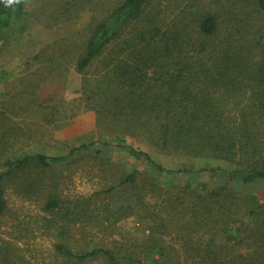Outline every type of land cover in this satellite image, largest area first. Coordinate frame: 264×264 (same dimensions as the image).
<instances>
[{"label":"trees","instance_id":"obj_1","mask_svg":"<svg viewBox=\"0 0 264 264\" xmlns=\"http://www.w3.org/2000/svg\"><path fill=\"white\" fill-rule=\"evenodd\" d=\"M90 2L54 0L39 11L75 20L70 15L90 12ZM159 2L118 0L82 32L47 44L2 93L0 225L15 176L28 197L44 198L43 226L63 264H264V0H172L163 9ZM24 3L0 0V51L32 16ZM92 68L100 85L84 76L80 95L66 99L70 69ZM58 78L60 91L45 96L43 86ZM86 111L90 122L80 117ZM78 115L88 126L80 136H52L79 128ZM93 128L115 142L89 137ZM51 147L60 152L47 154ZM113 148L147 170L115 166L107 156ZM149 149L204 166L169 168ZM78 159L96 161L109 176L100 174L89 196L62 198V170ZM129 219L147 225L144 239L106 246L102 237L80 238L76 246L68 232L76 226L91 237L99 228L111 236Z\"/></svg>","mask_w":264,"mask_h":264},{"label":"rangeland","instance_id":"obj_2","mask_svg":"<svg viewBox=\"0 0 264 264\" xmlns=\"http://www.w3.org/2000/svg\"><path fill=\"white\" fill-rule=\"evenodd\" d=\"M53 1L54 0H25L23 10L32 16L27 17L25 21L13 31L14 35L11 43L0 51V99L2 98V93L14 84V80L22 74L26 63L30 61L35 54L40 52L47 44L62 37L64 34L82 32V25L88 24L94 14L105 13V10L111 8L118 0H91L90 4H87V7L91 9L90 12L88 10L82 11L81 15L78 17H73V14L70 15L75 20H70L69 15L66 17L60 16L59 12L56 11L51 12L49 15L43 13V11H39V9H42V5H46ZM160 1L159 8L161 9H163L167 3L172 2V0ZM207 1L208 0H204V2ZM46 8L48 9V7ZM166 13L169 18L173 17L168 11ZM92 71L93 68L84 75L70 69L65 83L66 89L64 96L66 99L71 100L80 95L82 86L85 84V80H83L84 76L88 78L91 77L93 85L94 83L95 85L97 84L96 77L99 74L95 75ZM61 83L62 79L58 78L50 84L44 85L41 91L45 96L50 95V98H52L55 93L57 95V92L60 91ZM97 85L99 86L100 83L98 82ZM90 114H92L90 111H86L80 113V117L82 116V119L86 122H90V120L92 121V115ZM78 118L79 115L75 117L76 124L79 122L77 121ZM86 127H88L86 123L80 124L79 122V128L66 126L60 130L53 131L52 136L55 137L61 134L71 136L72 133H78V136H80L82 134L81 132H83L81 130ZM92 132L95 138L103 141L108 140L109 142H115L114 139L100 129L96 130L93 128L88 135L89 137H92ZM134 144L138 146V142ZM57 149V147L47 148V154H57L60 152ZM149 151L157 163L169 168H181V163L183 164L184 162L195 169L204 166V162L198 160H182L178 157L154 153L152 149H149ZM107 156L114 159L116 162L115 166H120L127 171H131L138 167L142 169L143 167V165H141V160H137L136 156L131 155L125 148H113ZM95 163L96 161L94 160L92 163V161L88 159H78L69 169H63V174L58 181V194H60L62 198H77L89 196L94 190L100 188V183L102 181L99 180L98 176L102 173L109 176V173L99 170ZM208 166H213V162L208 163ZM143 168H146L145 164ZM164 181H166L165 177H158L156 183L161 187H165ZM41 193L42 196L46 194L45 192ZM39 196L36 198L28 197V194L26 195L24 191L20 190L18 180L15 176L6 184L5 198L8 211L2 217L0 225V239L5 245V247H3L4 250L0 253V264H63L62 259L57 257L54 252L53 242L55 238L48 234V229L43 226L44 223L46 224L43 217H49V215L40 209V202H42L44 198L40 199L41 197L39 198ZM151 206H154V204ZM117 226L116 232L111 236H107L102 232L103 230L99 228L92 229V232L96 233V236L91 237H81V234L77 231L78 227L76 226L70 227L68 232L74 239H77L76 246L84 245V241L80 238H85L93 244L100 240L99 237H102V242L106 244V246H113L115 245V241L118 242L117 245L123 244L127 240L144 239L148 234L147 225L137 221V219L123 220L122 222H118ZM165 240L168 246L174 244L173 239L170 237H166ZM174 245L176 246V244ZM85 264L100 263L89 262Z\"/></svg>","mask_w":264,"mask_h":264},{"label":"clouds","instance_id":"obj_3","mask_svg":"<svg viewBox=\"0 0 264 264\" xmlns=\"http://www.w3.org/2000/svg\"><path fill=\"white\" fill-rule=\"evenodd\" d=\"M17 2H18V0H5L6 6H11Z\"/></svg>","mask_w":264,"mask_h":264}]
</instances>
